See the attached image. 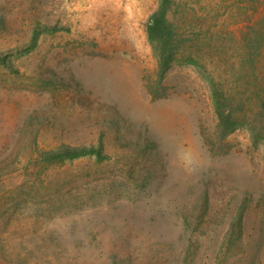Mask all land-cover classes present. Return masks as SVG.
Returning <instances> with one entry per match:
<instances>
[{
    "label": "rangeland",
    "instance_id": "rangeland-1",
    "mask_svg": "<svg viewBox=\"0 0 264 264\" xmlns=\"http://www.w3.org/2000/svg\"><path fill=\"white\" fill-rule=\"evenodd\" d=\"M179 3L161 74V0H0V264H264L245 17L235 0ZM62 146L95 151L39 160Z\"/></svg>",
    "mask_w": 264,
    "mask_h": 264
},
{
    "label": "trees",
    "instance_id": "trees-1",
    "mask_svg": "<svg viewBox=\"0 0 264 264\" xmlns=\"http://www.w3.org/2000/svg\"><path fill=\"white\" fill-rule=\"evenodd\" d=\"M179 1L161 0V8L152 14L148 25L149 37L158 48L161 74L167 71L183 46L181 27L170 18L169 12L173 5L177 7L180 5ZM235 2L241 8L247 24L241 29L243 30L241 39L244 46V64L246 66L250 63L252 71L247 66L244 71L254 80L252 90L245 88L243 96L240 97L239 109L245 110L250 106V100L254 99L253 105L258 117L255 121L260 126L255 125L253 128L255 134L258 133L260 139L264 141V0H235ZM247 92H250L249 95L246 94ZM231 96L222 92L217 102L220 122L226 128L233 123L234 117L233 109L230 108L234 101ZM87 151L91 153L95 150L62 146L40 152L39 160L42 163L52 164L85 155Z\"/></svg>",
    "mask_w": 264,
    "mask_h": 264
}]
</instances>
